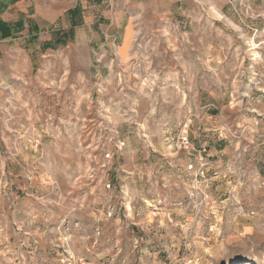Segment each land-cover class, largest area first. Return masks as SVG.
<instances>
[{
  "label": "rangeland",
  "instance_id": "374dc122",
  "mask_svg": "<svg viewBox=\"0 0 264 264\" xmlns=\"http://www.w3.org/2000/svg\"><path fill=\"white\" fill-rule=\"evenodd\" d=\"M54 1L0 44V264H264V0Z\"/></svg>",
  "mask_w": 264,
  "mask_h": 264
},
{
  "label": "crops",
  "instance_id": "0c3cea01",
  "mask_svg": "<svg viewBox=\"0 0 264 264\" xmlns=\"http://www.w3.org/2000/svg\"><path fill=\"white\" fill-rule=\"evenodd\" d=\"M29 1L30 0H0V22L8 26L13 32V38L1 41L0 44L14 40L16 35L22 31L27 32V34L29 33L28 37L36 36V33L33 31L40 26L39 23L42 21L41 19H43L48 26H52L57 21L59 17L57 1L50 2L45 8L35 7L33 17L26 14L29 8ZM23 15H25L24 19H22ZM51 45L50 42H45L44 44V46L49 47Z\"/></svg>",
  "mask_w": 264,
  "mask_h": 264
},
{
  "label": "built area",
  "instance_id": "2783aa9c",
  "mask_svg": "<svg viewBox=\"0 0 264 264\" xmlns=\"http://www.w3.org/2000/svg\"><path fill=\"white\" fill-rule=\"evenodd\" d=\"M173 148L177 152H183L191 158V163L189 164L188 169L194 172L195 180L192 183V187L189 192V198H191V200L197 199L199 194L198 185H200L198 179L201 180L203 178L207 167V161L204 157L207 147L204 145L197 149L194 147V145L190 142L188 135V125H186L176 140L173 142Z\"/></svg>",
  "mask_w": 264,
  "mask_h": 264
},
{
  "label": "trees",
  "instance_id": "16d2710c",
  "mask_svg": "<svg viewBox=\"0 0 264 264\" xmlns=\"http://www.w3.org/2000/svg\"><path fill=\"white\" fill-rule=\"evenodd\" d=\"M66 14L69 17H72V16L76 17L79 14V10L77 8L71 9V10H68ZM73 26H75V24L72 25V27ZM12 37H13V32L11 31V29L8 26H6L4 23L0 22V42L10 39Z\"/></svg>",
  "mask_w": 264,
  "mask_h": 264
},
{
  "label": "bare ground",
  "instance_id": "6f19581e",
  "mask_svg": "<svg viewBox=\"0 0 264 264\" xmlns=\"http://www.w3.org/2000/svg\"><path fill=\"white\" fill-rule=\"evenodd\" d=\"M253 46V45H252Z\"/></svg>",
  "mask_w": 264,
  "mask_h": 264
}]
</instances>
